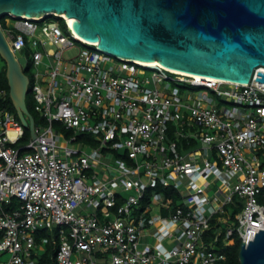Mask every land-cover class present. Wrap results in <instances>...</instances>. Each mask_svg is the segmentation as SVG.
Segmentation results:
<instances>
[{
	"label": "built area",
	"instance_id": "obj_1",
	"mask_svg": "<svg viewBox=\"0 0 264 264\" xmlns=\"http://www.w3.org/2000/svg\"><path fill=\"white\" fill-rule=\"evenodd\" d=\"M2 16L15 56L32 50L42 121L32 138L0 85V264H35L42 229L56 235V264H222L235 233L247 244L264 229L256 71L248 84L199 80L103 52L61 15ZM76 41L86 46L64 59Z\"/></svg>",
	"mask_w": 264,
	"mask_h": 264
},
{
	"label": "water",
	"instance_id": "obj_2",
	"mask_svg": "<svg viewBox=\"0 0 264 264\" xmlns=\"http://www.w3.org/2000/svg\"><path fill=\"white\" fill-rule=\"evenodd\" d=\"M72 18L83 40L118 58L218 80L264 84V0H0V16ZM0 56L17 116L35 138L29 77L0 26ZM239 264H264V229L241 243Z\"/></svg>",
	"mask_w": 264,
	"mask_h": 264
},
{
	"label": "trees",
	"instance_id": "obj_3",
	"mask_svg": "<svg viewBox=\"0 0 264 264\" xmlns=\"http://www.w3.org/2000/svg\"><path fill=\"white\" fill-rule=\"evenodd\" d=\"M0 58L2 59L1 56H0ZM3 62H4V66L2 67V69L0 71V85L3 88H5L8 92V97H7V101H6V105H7L8 109L12 113H14V115L16 117H18L17 111H16V109L13 105V102L11 101L10 96H9V87H8V81H7V77H6V63L4 60H3ZM24 72L26 73L25 70H24ZM28 77H30V76H28ZM26 106H27L29 113L33 116L35 124L37 125L40 121H42V118L38 114L36 115V113H34V111L32 110V107L27 102V100H26ZM25 137H26V139H28V137H29V131L28 130L26 131ZM157 189L160 190V188H157ZM164 192L168 196L174 195L175 199H177V196H178L177 191L165 190ZM258 201L260 204H262L264 206V190L261 191V193L258 195ZM225 209L231 215V220H233V222L236 223L235 222V215L241 209V205L239 204L238 207H236L234 204H230V205H227L225 207ZM41 236H47L48 241H47V243H45L43 245V250H41L40 253H35V256H36V263L35 264H56V259H55L56 249H57V243L55 241L56 235L53 236V238L52 237L50 238V235L48 234V232L45 229H42V230H39L36 234L37 241L40 240ZM223 239L224 238L222 236L221 241H223ZM240 246H241V240H240L238 234L235 233V235L233 236V243L229 247H227L224 251L225 259L222 262V264H239L238 254H239Z\"/></svg>",
	"mask_w": 264,
	"mask_h": 264
},
{
	"label": "rangeland",
	"instance_id": "obj_4",
	"mask_svg": "<svg viewBox=\"0 0 264 264\" xmlns=\"http://www.w3.org/2000/svg\"><path fill=\"white\" fill-rule=\"evenodd\" d=\"M3 18H4L3 16L0 17V23H1V25L3 27H5V22H4V19ZM48 19H57V20L60 21V19L55 18L53 16H49ZM37 38L41 39L42 41H45L46 40L45 36L41 33L40 30L37 31ZM85 46L86 45H84L80 41H76V46L75 47L70 48V49H67V50H65L63 52V58L70 60L72 57H74L78 53V51L80 49L84 48ZM49 48L56 49L55 47L49 46L48 44L42 46L40 43H38L35 47H33V50L45 51V50H47ZM31 51H32L31 49L25 48V49H23L22 52H18L17 55H16L17 58H18V60H19V62H20V64H21V66H22V68H23V70H25L26 71V74L28 76H30V77H31V74L35 71V68L29 65V61L31 59V57H30ZM3 66H4V62L0 58V71H1V69H2ZM26 100L30 104V106L32 107V110L34 111V113H36V115H37L38 112L34 110V101L32 100L31 92L29 90L27 92ZM169 126H170L169 133H170L171 137L173 138V134H172V123H169ZM55 127L58 128V127H60V125H55ZM92 138H95V136L92 135ZM197 146H199V145H196L195 147H197ZM87 182L89 183L90 180H87ZM213 192H214V189H211V190L208 191V193L210 195H213ZM40 252H41V250L38 251V253H40ZM7 258H8V255L7 254H4V255L1 256V259L2 260H5Z\"/></svg>",
	"mask_w": 264,
	"mask_h": 264
},
{
	"label": "bare ground",
	"instance_id": "obj_5",
	"mask_svg": "<svg viewBox=\"0 0 264 264\" xmlns=\"http://www.w3.org/2000/svg\"><path fill=\"white\" fill-rule=\"evenodd\" d=\"M63 17H65V15H61ZM66 18V17H65ZM68 20L69 25L71 26L73 19L72 18H66ZM96 44V43H95ZM147 65L154 66V65H160L159 62L157 61H153V62H146ZM161 66V65H160ZM176 71V70H175ZM180 72V71H179ZM183 74H189V73H185V72H181ZM197 79L202 80V79H209V80H215V78L212 77H208V76H203V75H194Z\"/></svg>",
	"mask_w": 264,
	"mask_h": 264
}]
</instances>
